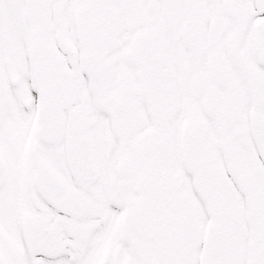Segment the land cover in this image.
<instances>
[{"label":"snow or ice","instance_id":"snow-or-ice-1","mask_svg":"<svg viewBox=\"0 0 264 264\" xmlns=\"http://www.w3.org/2000/svg\"><path fill=\"white\" fill-rule=\"evenodd\" d=\"M0 264H264V0H0Z\"/></svg>","mask_w":264,"mask_h":264}]
</instances>
